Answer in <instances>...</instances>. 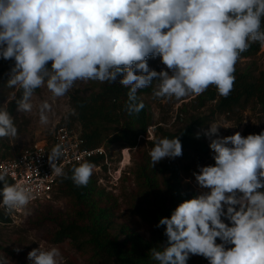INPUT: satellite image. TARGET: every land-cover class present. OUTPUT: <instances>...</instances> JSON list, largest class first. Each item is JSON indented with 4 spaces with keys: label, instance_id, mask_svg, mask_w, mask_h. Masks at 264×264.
I'll list each match as a JSON object with an SVG mask.
<instances>
[{
    "label": "clouds",
    "instance_id": "1",
    "mask_svg": "<svg viewBox=\"0 0 264 264\" xmlns=\"http://www.w3.org/2000/svg\"><path fill=\"white\" fill-rule=\"evenodd\" d=\"M262 21L264 0H0V58L14 60L7 86L21 90L19 99L8 100H15L18 112H30L34 91L42 86L62 97L77 81L112 83L120 74L119 83L129 89V115L144 108L137 92L152 86L154 78L157 98L198 96L209 86L227 97L241 54L253 42L264 47ZM149 57H159L171 74L150 69ZM49 110L44 102L42 124ZM221 127L229 128L213 122L203 131L215 164L193 173L202 191L155 225L164 227L168 241L150 250L157 264H187L190 255L209 264H264V131L222 137ZM17 134L14 117L0 107V138ZM195 135L199 139L201 132ZM62 155L58 144L48 157L57 176L66 175L56 165ZM182 155L179 136L159 139L149 152L151 167ZM93 167L80 163L71 179L87 186ZM6 177V170L0 172V208L6 214L26 210L31 188L9 184ZM27 259L65 264L55 246L34 248ZM0 264H9V258L0 256Z\"/></svg>",
    "mask_w": 264,
    "mask_h": 264
},
{
    "label": "trees",
    "instance_id": "2",
    "mask_svg": "<svg viewBox=\"0 0 264 264\" xmlns=\"http://www.w3.org/2000/svg\"><path fill=\"white\" fill-rule=\"evenodd\" d=\"M264 28V21H262ZM261 49L259 42H253L240 58L250 57ZM14 60L0 58V76L10 73ZM51 62H49V67ZM108 83L90 80L95 89L86 96L75 94L72 96V111L69 113V126L75 122L81 124V130L87 140L88 147L100 144H119L124 147H136L138 137L146 133L147 127L153 122L152 115L147 110V105L141 97L142 92H137L138 100L142 101L144 108L137 114L129 115L125 110L127 92L119 80ZM236 77L234 87L227 97L218 94L215 86L209 88L196 97L197 106L202 108L207 102L216 101L212 114L232 113L239 107L246 105L251 99H257L264 113V80L254 79L241 71L235 65ZM1 85V83H0ZM40 88L34 91L39 94ZM21 90L18 88L17 99ZM1 107V103H0ZM17 109L15 100L9 102L8 110L11 114ZM207 118H192L175 132L157 126L159 138H172L179 136L182 143L183 157L189 158L190 153H206L208 144L201 135L196 138V133L202 128ZM111 126L114 133L111 134ZM9 148V146H7ZM6 154H9L7 151ZM97 160L91 161L94 164ZM78 166V165H77ZM134 169L135 183L132 187L131 198L126 211L129 216L146 218L150 221L151 234L149 238L139 236L135 231L124 224L118 225L119 234H112L111 227L123 217L125 211L117 195L105 188L98 186L97 181L91 176L87 186H77L71 179L70 168L60 179L57 192L64 193L69 201L65 213L54 211L50 206L53 202L41 203L36 207L39 211L33 222L35 228L43 229L48 241L53 244L68 242L71 247L86 256L88 264H157L151 259L150 250L167 246V237L164 227L155 225L162 217H170L172 211L184 200L191 199L187 190L181 183L180 167L177 163L167 165L162 161L151 167L150 156L141 154L137 159ZM126 177V176H125ZM7 183L9 180L6 178ZM10 184V183H9ZM3 184L0 183V189ZM264 190V189H262ZM2 195H0V201ZM43 210V211H42ZM7 216L0 211V223H6ZM121 236H124L122 239ZM91 248L89 250L88 248ZM201 256L190 255L187 264H200ZM18 264H29L28 260L18 261Z\"/></svg>",
    "mask_w": 264,
    "mask_h": 264
},
{
    "label": "rangeland",
    "instance_id": "3",
    "mask_svg": "<svg viewBox=\"0 0 264 264\" xmlns=\"http://www.w3.org/2000/svg\"><path fill=\"white\" fill-rule=\"evenodd\" d=\"M148 64L150 69H154L157 72L161 70L169 71L165 65L162 64L159 57L148 58ZM237 67L241 71L249 73L252 78L264 80V47L256 54L241 58L236 63ZM10 77V73H6L3 78L0 76V103L1 107L8 109L9 100L8 98L16 95L18 86L9 88L7 81ZM158 81H153V85L148 87L146 92H142L141 97L147 105L149 114L153 117V122L147 127L146 133L139 135L137 146L132 147L131 151V163L127 169L130 172L129 175L123 177L114 191L113 194L117 195L121 203L122 211H125L123 217H121L117 224L111 227L112 234H119L120 228L118 225L124 224L127 228L135 231L139 236L149 238L151 234L150 221L143 217L129 216L126 209L128 208V202L130 201L132 187L135 183L134 169L137 159L141 154L151 151L154 144L159 140L157 126H162L163 129L172 132L177 131L184 126L192 118L202 117L207 118L206 122L198 132H201L203 139L208 144V151L206 153H190L189 158L183 156L170 159L165 158L162 160L163 163L171 165L177 163L180 167V178L182 186L187 190L191 198L198 194L199 189L196 184L193 173L199 171L200 166L214 165L213 159L214 153L209 148L210 140L203 135V131L210 127V123H218L221 126H228L229 128L221 127L219 129L220 136L233 135L236 132H240L242 136L249 134H259L264 131V113L261 111V106L257 99H251L243 107H239L232 113H218L212 114L216 101L207 102V104L200 108L197 106L196 97L197 95L189 94L183 98H157L153 95V88L158 84ZM93 89L90 80L77 81L73 87L62 97H55L45 86L40 87L39 94H33L31 103L33 105L30 112H18L16 109L13 114L14 123L18 129L16 137H5L0 138V152H8L14 154L22 151L29 145L41 141L47 135L51 134L52 131L61 125H68L70 118L69 113L72 111V96L79 94L86 96L92 93ZM47 102L50 105V110L45 114L48 117V122L42 124L40 122V107ZM7 103V104H5ZM74 127L81 129V124L75 122ZM112 136L116 131L114 126H111ZM156 127V128H155ZM9 146V148H7ZM109 147V162L112 168H115L121 157V146L119 144H111ZM158 164V163H157ZM108 172L104 171L103 167L93 168L92 177L100 178L101 176L106 178ZM104 183L105 180H104ZM207 191V190H203ZM68 197L58 191L54 196L53 203L50 205L54 211H61L65 213L68 206ZM43 211V210H42ZM39 211L36 208L30 213L16 217L12 223L3 224L0 223V256H7L9 258V264H18V261L28 260L27 254L34 248L39 246L43 249H49L53 246L59 248L64 257L65 264H88L84 253L79 252L71 247L68 242L61 244L50 243L43 233V229L35 228L33 222L37 218ZM224 219V218H222ZM225 223H229L225 219ZM123 239L124 236H121ZM217 243H221L219 238ZM230 247V246H229ZM15 248H20L21 251L18 253L14 251ZM91 250V248H88ZM200 264H209L208 260L201 256Z\"/></svg>",
    "mask_w": 264,
    "mask_h": 264
},
{
    "label": "built area",
    "instance_id": "4",
    "mask_svg": "<svg viewBox=\"0 0 264 264\" xmlns=\"http://www.w3.org/2000/svg\"><path fill=\"white\" fill-rule=\"evenodd\" d=\"M58 144L62 146L63 155L56 161V165L61 167L64 173L82 162L97 160L93 164V168L103 167L108 174H105V179L102 176L94 178L98 186L107 191H114L113 189L119 181L130 174L127 169L131 163V147L121 148L119 166L117 164L115 168H112L109 162V147L106 144L88 147L81 129L69 125L58 126L44 139L29 145L18 153L0 152V172L6 170V178L10 184H25L31 188L33 193V199L26 210H17L11 214H6L3 208H0V211L8 218V221L3 224L12 223L16 217L30 213L41 203L53 202L62 176L56 175L48 157L52 148ZM126 151L129 152L127 160H125Z\"/></svg>",
    "mask_w": 264,
    "mask_h": 264
},
{
    "label": "bare ground",
    "instance_id": "5",
    "mask_svg": "<svg viewBox=\"0 0 264 264\" xmlns=\"http://www.w3.org/2000/svg\"><path fill=\"white\" fill-rule=\"evenodd\" d=\"M128 157H129V152H125V160H127L128 159Z\"/></svg>",
    "mask_w": 264,
    "mask_h": 264
}]
</instances>
